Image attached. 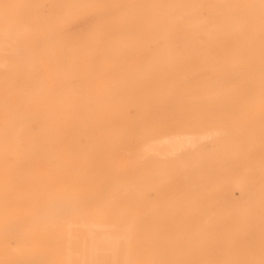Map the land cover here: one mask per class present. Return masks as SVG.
Returning a JSON list of instances; mask_svg holds the SVG:
<instances>
[{"label": "rangeland", "instance_id": "374dc122", "mask_svg": "<svg viewBox=\"0 0 264 264\" xmlns=\"http://www.w3.org/2000/svg\"><path fill=\"white\" fill-rule=\"evenodd\" d=\"M67 1L0 0V27L15 8L10 30L37 29L38 11ZM132 1L131 16L108 23L140 39H0L1 256L37 250L32 264H264L263 119L245 134L218 136L232 147L214 137L174 160L141 153V161L136 152L165 129L231 127L239 112L246 119L264 109L255 110L264 99V0ZM232 24L236 34L204 37ZM68 193L90 201L72 203ZM65 195L75 203L65 201L68 210L59 205ZM28 213L30 224L6 223ZM27 231L30 245L8 238Z\"/></svg>", "mask_w": 264, "mask_h": 264}, {"label": "bare ground", "instance_id": "6f19581e", "mask_svg": "<svg viewBox=\"0 0 264 264\" xmlns=\"http://www.w3.org/2000/svg\"><path fill=\"white\" fill-rule=\"evenodd\" d=\"M135 1V0H134ZM102 2V4L101 3H98V4H100V5H98V6H95L94 7V5L95 4H93V6L91 7H79V0H68L67 2H66V4H65V6L64 7H61V9L60 10H58V11H56V9L55 8H53V9H50V8H48V9H43V10H41V11H38V15H40L44 20H43V23H42V25L39 27V28H37V29H34V30H31V29H28L25 25H20V26H18L17 28H15L14 30H10L9 29V27H8V24L10 23L9 22V20L11 19H14L17 15H16V13H17V11L15 10V8H11V9H9V10H11V11H8V12H6L5 14V21L7 22V26H6V24H4L3 26H1L0 27V39H2V38H6V37H15V39H17V38H19V39H25V41H26V39H28L26 42H28V41H32V40H29V39H39L40 40V42H43V41H45V42H43L44 43V45L47 43V42H52V40L51 39H57L58 41H59V39H76V37H80V39H90L91 37L90 36H92V35H97L98 34V32L100 33V32H103V33H105V35L108 37V39H140L137 35H138V33H137V31L136 30H134V29H130V28H123V29H121V30H119V29H115L114 27H112V25H109V23L108 22H110V21H112V20H124L125 18H127L128 16H131V10H130V7L131 6H133V1L131 2V0H102L101 1ZM84 3V2H83ZM96 3V2H95ZM132 3V4H131ZM86 5V4H85ZM55 9V10H54ZM184 9V8H183ZM52 11H56L58 14H55L54 12H52ZM10 20V21H11ZM239 27H240V25H237V24H232L231 26H229V27H227V28H225L224 30H219V29H216V28H214V29H212V31H210L208 34H204V37H208L209 35H211V34H217V33H222V34H225V35H231V34H236L237 32H238V30H239ZM157 26H154V27H152L151 29H152V32H153V34H155L154 35V37H153V39H159L160 37L156 34V31H157ZM96 38V37H95ZM42 39V40H41ZM236 39H239L237 36H236ZM8 40V39H7ZM56 40V42H58ZM25 41H23V42H21V43H24ZM55 41V40H54ZM53 41V42H54ZM19 42V41H18ZM33 43H34V46H35V42L34 41H32ZM50 42V43H51ZM20 43V44H21ZM39 43V41L37 40L36 41V48L34 47V49L35 50H37V52H39L38 51V49H37V44ZM42 43V44H43ZM20 44H18V45H20ZM30 45V42L29 43H25V45ZM48 44V43H47ZM42 46V45H41ZM46 46V45H45ZM21 47H22V45H21ZM9 48V47H8ZM15 48V47H14ZM19 48V46L17 47V49ZM23 49H22V51H23V54L24 55H26V56H28V54H26L29 50H31L32 52H33V48H32V46H29V48H27V49H25L26 48V46H23L22 47ZM32 48V49H31ZM39 48V47H38ZM47 48V47H46ZM46 48H44V49H46ZM6 49V48H5ZM24 49H25V53H24ZM29 49V50H28ZM56 49V48H55ZM0 50H3V48H0ZM8 50V49H7ZM11 50H13L12 48H11ZM28 50V51H27ZM58 50V49H57ZM4 51H6V50H4ZM15 51V50H14ZM18 51H20V50H18ZM17 51V52H18ZM30 51V52H31ZM16 52V53H17ZM31 52V53H32ZM13 53H15V52H13ZM30 53V57L32 56V54ZM34 53V52H33ZM46 53H48V52H46ZM18 54H20V52L19 53H17V55ZM17 55H16V57H17ZM21 55V54H20ZM20 55H18V57H20ZM34 56V55H33ZM21 57H22V55H21ZM20 57V58H21ZM29 57V56H28ZM23 58H24V56H23ZM26 59H27V57H26ZM22 60V59H21ZM24 60H25V58H24ZM253 62V61H252ZM226 65V64H225ZM22 67V66H21ZM22 69V68H21ZM257 69V68H256ZM23 70V69H22ZM255 70V69H254ZM23 73V72H22ZM19 74V73H18ZM17 74V76H20V75H18ZM16 76V78L18 79V77ZM16 79V80H17ZM260 85V84H259ZM25 86H26V84H25ZM63 87V86H62ZM263 98H264V96H263ZM263 98H257V99H255V100H253L254 101V106H255V101L256 100H262ZM264 101V99L262 100V101H259V104L257 103V101H256V106H255V110H262L263 109V107H264V103H262ZM261 102V103H260ZM226 103V102H225ZM262 104H263V106H262ZM253 105V104H252ZM217 106H218V104H217ZM258 106H260V107H258ZM262 106V107H261ZM250 108L252 107V106H249ZM248 107V108H249ZM258 109H257V108ZM248 108H244V109H248ZM259 108H262V109H259ZM250 111L251 110H253V109H249ZM242 111V113H243V110H241ZM248 111V110H247ZM244 112H245V110H244ZM256 113V115L254 114V116H253V114H251L252 115V117H250V115H249V117L250 118H244V116L243 117H240V116H238L239 115V113H238V115H237V117H238V119H237V124H235V119L237 118L235 115V119L233 120L232 119V122L231 121H229V120H226V121H228V122H230V123H233V121H234V124L235 125H233V126H231V127H228L229 126V123H228V125H227V127H226V121L224 120V123H226L225 125H223V126H225V128H220V127H218V126H220V125H218L217 127H215L217 124H219V123H221V122H218L217 124H215V126L213 125V122L211 123V121H210V123H211V125H213V127H210V128H208L206 125L208 124V122L207 123H205V126L204 127H202L203 129H199V130H195V129H198V128H194L193 129V131L190 129V128H192L193 126H190V132H187V130H188V127L186 128L187 130L185 131L184 130V128H183V133L181 132V133H174V132H172L173 130H175V129H171L170 131H165V130H167V129H165L164 131L167 133H165L164 131H163V133H164V135H163V133L162 132H159V133H162V135L160 136V134H159V136L157 135V133L155 134V133H153V134H150V136H152V135H154V136H152L153 138L154 137H157V138H155V141H152L151 143H150V139H153V138H151L150 136V138H147V142L146 143H144V141L141 143V144H143V145H145L144 147L141 145V147L140 148H142V150L141 149H136V152H137V150H138V152H140V160H141V158H142V156L144 155H147V156H145V158L146 159H158V158H155V156L157 157H166V160H167V158H170V156L172 157L173 156V160H174V158H177L178 157V154H179V156H180V154H182V153H185V152H183L184 150L186 151V149H190V148H194V147H196V146H198V145H200V144H203V143H205L206 141H208V140H210V139H212V138H214V137H217V139L221 136V135H229L228 137L229 138H232V135H234V134H236V133H238L239 131H240V134H241V131L243 130L244 131V134H245V130L244 129H247V130H249V128H254V126L259 122V121H261V119H263L262 120V122L264 121V118H262L263 116H264V109L262 110V111H260L259 113H257V111H255ZM251 113V112H250ZM254 113V112H253ZM241 114V113H240ZM245 114H247V113H244V115ZM243 114H241V116H242ZM241 118V119H240ZM243 118V119H242ZM240 119V120H239ZM239 120V121H238ZM244 120V121H243ZM16 121V120H15ZM241 121V123H239ZM32 122V121H31ZM222 123H223V121H222ZM223 123V124H224ZM261 123V122H260ZM259 123V124H260ZM20 126V125H19ZM36 126V125H35ZM98 126V125H97ZM198 126V125H197ZM209 126V125H208ZM199 127V126H198ZM206 127V128H205ZM222 127V126H221ZM176 129H178L177 127H176ZM181 129V128H180ZM169 130V129H168ZM179 130V129H178ZM177 130V131H178ZM185 131V132H184ZM243 131H242V133H243ZM6 132V131H5ZM171 132V133H170ZM192 132V133H191ZM4 133V132H3ZM247 133V132H246ZM248 133H252V132H249L248 131ZM247 133V134H248ZM5 134V133H4ZM219 136V137H218ZM237 136V135H236ZM148 137V136H147ZM222 137L224 138V141H225V143H226V145L224 144V141H223V139H222ZM221 138H219V139H222V143H223V145L224 146H227V145H229V147H232L234 144H236V143H234V144H232L233 142H231L230 143V141L229 142H227L226 141V139H225V137L224 136H222ZM227 137V136H226ZM228 138V139H229ZM235 138V137H234ZM236 139V138H235ZM146 141V140H145ZM239 142V141H237V140H234V142ZM149 142V143H148ZM209 143H210V141H209ZM228 143H230L231 144V146H230V144H228ZM220 144H221V142H220ZM30 145V144H29ZM34 145V144H33ZM206 145H208V144H206ZM215 145H217V143H215ZM237 145H238V143H237ZM234 147H238V146H234ZM192 148V149H193ZM192 149H190V150H192ZM231 150H232V148H230ZM230 149L228 148V150L230 151ZM141 150V151H140ZM195 150V149H194ZM225 150V149H224ZM223 150V151H224ZM227 150V149H226ZM226 150H225V152H226ZM181 151H182V153H181ZM193 151V150H192ZM228 151V152H229ZM224 152V153H225ZM143 155H142V154ZM175 154V155H174ZM176 154H177V157H175L176 156ZM136 156V155H135ZM144 156H143V158H144ZM149 156V157H148ZM151 156H153V157H151ZM168 156V157H167ZM137 157H139V154L137 153ZM151 157V158H150ZM136 158V157H135ZM134 158V159H135ZM100 159V158H99ZM137 160L139 161V159L138 158H136V162H137ZM159 160H160V158H159ZM161 160H163V159H161ZM165 160V161H166ZM134 161V160H133ZM141 161H143V159L141 160ZM140 161V162H141ZM157 161V160H156ZM97 162H98V160H97ZM97 162H95V167L97 166V164H99V163H97ZM135 162V163H136ZM101 163V162H100ZM19 164V163H18ZM17 164V165H18ZM106 165V164H105ZM19 166V165H18ZM99 166H101V165H99ZM262 166V165H261ZM158 171V170H157ZM146 177V176H145ZM24 178V177H23ZM114 178H115V180H114ZM113 179L111 178V180L110 179H108L107 180V182H106V179H105V182L107 183V185L108 186H110V183L112 182V181H114V183L117 181L116 179V177H114ZM118 178H120L119 176H118ZM25 179V178H24ZM120 179H122V178H120ZM23 180V179H22ZM100 182V181H99ZM110 182V183H109ZM67 183V182H66ZM98 183V182H97ZM113 183V182H112ZM118 183V182H117ZM100 184H103V182L102 183H100ZM100 184H98V186L99 187H95V189L96 188H100ZM105 184V183H104ZM106 185V186H107ZM94 186V185H93ZM92 186V188H94ZM103 187H105L104 185H102ZM132 186V185H131ZM102 187V188H103ZM128 187V186H127ZM134 187V186H133ZM91 187H89V189H90ZM106 188V187H105ZM95 189H93V191L95 190ZM86 190V189H85ZM84 190V191H85ZM101 190V189H100ZM103 190H104V188H103ZM102 190V191H103ZM81 192H83V191H81ZM80 192V193H81ZM89 192V191H88ZM4 193V192H3ZM77 193V192H76ZM85 193V192H84ZM87 193V192H86ZM90 193V192H89ZM97 193H99L100 194V191L99 192H97ZM5 194V193H4ZM3 194V195H4ZM70 194H72V193H68V195L70 196ZM74 194V193H73ZM93 195H95L94 193H92ZM101 194H102V192H101ZM74 195H76V194H74ZM82 195V194H81ZM91 195V194H90ZM69 196H66L65 195V198H63L62 196H61V198L59 197V199L61 200L62 198H63V200H61V201H63V203L62 204H59V205H63L64 204V202L66 201V200H68V198H69ZM73 196V195H72ZM85 196H88V195H86L85 194ZM84 196V197H85ZM92 196V195H91ZM90 196V197H91ZM67 197V198H66ZM77 197V196H76ZM79 197H81V198H72L71 196H70V198H71V201H72V203L73 202H75L76 201V199H77V201H79V199H82L83 198V195L82 196H79ZM93 197V196H92ZM100 197H101V195H100ZM96 198V197H95ZM94 198V199H95ZM99 198V197H98ZM55 199V198H54ZM65 199V200H64ZM89 199H91V198H89ZM60 200H59V203H60ZM83 200V199H82ZM82 200H81V202H82ZM85 200H87V199H85ZM85 200H83V201H85ZM92 201H93V199H91ZM96 200H98V199H96ZM51 201H52V203H53V199H51ZM71 201H70V199H69V201L67 202L66 201V203L68 204V203H71ZM87 201H90V200H87ZM86 201V202H87ZM57 202V201H56ZM80 202V201H79ZM78 202V203H79ZM94 202V201H93ZM48 204H50L49 202H47ZM55 203V202H54ZM66 203L63 205V207L65 208L66 206ZM71 203V204H72ZM89 203V202H88ZM48 204H44L43 206H41L40 208H44V210H46L45 209V205H48ZM55 204H57V203H55ZM70 204V205H71ZM75 204V203H74ZM74 204H72V205H74ZM82 204H83V202H82ZM86 204V203H85ZM95 204V203H94ZM52 205V204H51ZM50 205V206H51ZM54 205V204H53ZM59 205L58 206H56V207H59ZM72 205H71V207H70V209H72ZM88 205V204H87ZM49 206V207H50ZM69 205H67V207H68ZM47 207V206H46ZM80 207H82V205L80 206ZM39 208V209H40ZM52 208V207H51ZM64 208H61V209H64ZM55 209H57V208H55ZM66 210H68L69 209V207L68 208H65ZM74 209V208H73ZM76 209V208H75ZM81 209V208H80ZM83 209V208H82ZM34 210V209H33ZM33 210L31 211V212H33ZM43 210V209H42ZM48 210H49V208H48ZM52 210V209H51ZM77 210H79V208H77ZM55 211V210H54ZM72 211V210H71ZM75 211V210H74ZM44 212V211H43ZM51 212H53V211H51ZM77 212V211H76ZM79 212V211H78ZM122 212V211H121ZM38 213V212H37ZM50 213V212H49ZM30 213H28V215H29ZM45 214V213H44ZM51 214V213H50ZM56 216V215H55ZM31 217H32V213H31V215H29V216H23V217H17V218H14L15 220H7L6 219V223H9V225L10 224H12V225H15L13 222L15 221V222H22V223H28V224H30L31 223V221H32V219H31ZM42 218H43V216H42ZM35 219V218H34ZM52 219H54V218H52ZM52 219H51V221H52ZM2 219L0 218V221H1ZM100 220V219H99ZM130 220V219H129ZM37 222H39V221H41V219H37L36 220ZM35 221V222H36ZM21 223V224H22ZM47 223L45 222V221H43L42 222V225H43V228H45L44 226L46 225ZM32 225V224H31ZM24 226V225H23ZM2 227H4V224H0V228H2ZM12 227V226H11ZM27 227V226H26ZM7 228V227H6ZM12 229V228H11ZM20 229V228H19ZM24 229H25V227H24ZM41 229H42V227H41ZM2 231V230H1ZM122 231V230H121ZM4 232L2 231V234H3ZM1 234V233H0ZM41 235H42V237H44V236H46L47 235V233L46 232H42L41 233ZM64 236V235H63ZM8 238L9 239H11V240H13V241H15V242H17L18 244H24V245H30V244H32L33 243V238H34V232L33 231H27V232H25L24 234H16V235H14V234H11V235H9L8 236ZM0 240H3V237H0ZM25 253V252H24ZM30 253V252H29ZM7 254H8V252H7ZM37 255H40V252L39 251H37V250H34V251H32L31 252V254H21V253H18V254H16V256H1V254H0V264H32V261H33V259L37 256ZM34 263V262H33Z\"/></svg>", "mask_w": 264, "mask_h": 264}]
</instances>
